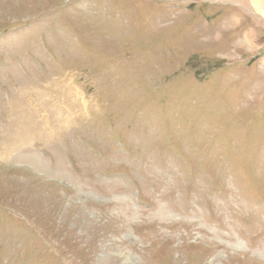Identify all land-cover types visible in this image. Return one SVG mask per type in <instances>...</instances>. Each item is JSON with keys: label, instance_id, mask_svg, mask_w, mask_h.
I'll return each mask as SVG.
<instances>
[{"label": "rangeland", "instance_id": "obj_1", "mask_svg": "<svg viewBox=\"0 0 264 264\" xmlns=\"http://www.w3.org/2000/svg\"><path fill=\"white\" fill-rule=\"evenodd\" d=\"M0 264H264L251 0H0Z\"/></svg>", "mask_w": 264, "mask_h": 264}, {"label": "bare ground", "instance_id": "obj_2", "mask_svg": "<svg viewBox=\"0 0 264 264\" xmlns=\"http://www.w3.org/2000/svg\"><path fill=\"white\" fill-rule=\"evenodd\" d=\"M251 1H252L254 8L257 10V12H259V14H261V16L264 17V0H251ZM27 136H30V135H27ZM25 138H27V137H25ZM9 139H11V138L9 137ZM21 139L24 141L23 138H21Z\"/></svg>", "mask_w": 264, "mask_h": 264}]
</instances>
